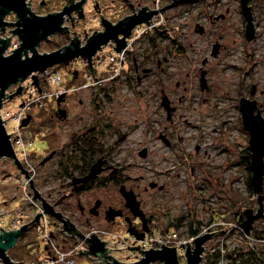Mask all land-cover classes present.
<instances>
[{
  "label": "flooded vegetation",
  "instance_id": "af4514ba",
  "mask_svg": "<svg viewBox=\"0 0 264 264\" xmlns=\"http://www.w3.org/2000/svg\"><path fill=\"white\" fill-rule=\"evenodd\" d=\"M4 2L0 1V42L8 41L4 56L21 43L18 32L23 22L32 19L33 24L41 18L58 22L34 49L40 54L59 51L66 55L37 74V85L33 83L38 92L45 91L49 96L26 113L30 116L28 124L33 120L34 110L44 109L50 99L52 103L45 125L36 128L37 135L44 140V150L30 155L33 175L28 190L32 195L38 192L81 234L85 232L83 229L91 227L112 238L111 235L120 234L109 226L122 222L130 237L125 238L132 241L179 231L181 226L196 236L201 229L223 220L221 211L228 203V184L224 181L228 179V166L223 171L221 164L214 166L208 161V151L211 158L223 154L228 157V137L223 131L226 122L219 121L223 112L219 113L212 103L219 98L214 92L218 87L215 77L222 82L219 74L229 68L224 61L229 52L246 54L247 59L242 58V66L237 67L233 108L238 111L240 125L249 140L242 124L241 101H253V113L261 114L264 99L260 60L255 58L254 47L256 0L246 4L254 26L251 35L246 34L242 0ZM156 19L158 23L153 24ZM44 41L53 42V48L39 51ZM13 43L15 46L7 54ZM90 45L94 47L89 49ZM88 51L93 52L90 57L73 54ZM119 53L122 58L117 62L114 56ZM54 65L65 70L66 85L58 70L49 72ZM54 74L58 76L57 82L52 81ZM48 85L57 88L47 90ZM15 90L10 85L6 96ZM15 96H20L22 101L26 91L22 88ZM128 98L140 101L136 108L125 107ZM8 100L5 97L1 107ZM207 118H215V125L205 123ZM1 121L8 134L4 120ZM206 139L211 144L203 148ZM15 158L21 165L19 157L15 155ZM7 161L21 175L15 159L11 162L0 156V162ZM235 165L241 167L246 191L257 206L255 210L247 209L255 214L260 203L263 205V216L255 219L253 226L264 219V169L262 188L255 193L249 143ZM0 167L5 166L0 164ZM247 209L239 213L242 220L235 219L238 224L244 221ZM0 211L3 216L5 211L1 207ZM198 212L206 213L207 218L203 220ZM45 215L58 226L57 235L53 234L60 244L78 237L72 238L64 231L63 223L56 217ZM32 225L36 223L32 221L26 229ZM256 237L262 239L264 230H259ZM111 243H104V248L109 250L104 259L94 255L89 258L97 264H137L147 257L137 255L132 256V261L119 260L111 254L115 249L114 242ZM255 252L254 264H264V254ZM199 257L197 264H213L216 260L205 255ZM186 262V256L185 262L176 256L174 264ZM145 264H165V261L158 255ZM229 264L234 263L229 261Z\"/></svg>",
  "mask_w": 264,
  "mask_h": 264
},
{
  "label": "rangeland",
  "instance_id": "374dc122",
  "mask_svg": "<svg viewBox=\"0 0 264 264\" xmlns=\"http://www.w3.org/2000/svg\"><path fill=\"white\" fill-rule=\"evenodd\" d=\"M255 11H256V22H257V39L254 42V47L256 48V56L255 58L257 60H260V76H261V86L264 85V0H256L255 3ZM157 21V20H155ZM158 21L156 22V24ZM153 24L154 21H153ZM53 42H47L44 41L40 47L39 51H49L53 48ZM15 44L13 43L9 49H7V54L12 50ZM104 50H108V48H105ZM244 58L247 59L245 53H240L239 51L235 52H229L228 56L224 60L225 63L229 68L225 69L222 74H219V76L222 79V82H219L218 79L215 77V84L218 85L217 88L214 89V92L217 94V96L220 98H217L212 101L214 106H217V110L222 116L219 117V121H225L223 131L227 135V147H228V157L223 154L219 158H211L210 151L208 161L212 162L214 166L217 164H221L222 170L225 171V167L228 166L227 177L228 179L224 180L225 183L228 184V203L226 207H223V220L214 222L209 226V230L205 229V233H213L206 241L202 243L203 250L200 253V255H208L206 258L209 260L216 259L215 255H224L222 261L220 264H229V261H232L234 264H237L238 262H241L242 264H253L252 261H254V254L253 251L261 252V254H264V237H262L261 240H255L256 233L259 232V230H264V219H261V221L254 222L253 226L255 228H251L248 233L245 232L242 225H239V229H236L237 227H232V224L236 222L234 218V214L240 213L241 210L247 209V208H253L255 210V205L253 201V197L250 193L246 191V187L244 186L242 176L240 174L241 167L235 165V163L238 161L239 156L241 155V151L244 147L248 145V136L243 132V128L240 125V115L237 110H235L234 107V83L237 81L238 77V70L237 67L242 66L241 59ZM234 66V67H231ZM236 67V69H235ZM77 68L80 70L81 66L77 64ZM53 70H58L62 76V83L63 85H66L65 80V70L60 65H54L50 67L49 72ZM82 70V69H81ZM35 73V72H32ZM12 86V85H11ZM57 87L54 85H48L47 90H54ZM21 102L20 96H15L12 99H9L4 103V105L1 107L2 113L8 112L9 114L17 110L19 104ZM140 101H136L134 98H128L126 100V106L129 108H136L137 104ZM262 105L260 106L261 114L264 117V99L262 98ZM52 100L50 99L45 108L42 110H34L33 111V120L30 121V123L26 127L21 128V137L24 138L26 142H30L33 140V143L26 144L25 153L26 158L28 159L26 164L23 159H21L22 164L21 167L29 171L30 177L33 175V169H32V159L31 154H40L43 152L45 143L44 140L41 139L37 135L36 128L40 125H45V118L47 116V111L49 106L51 105ZM32 111V107L30 109ZM30 112V111H29ZM28 112V113H29ZM27 115L25 114L23 118H25ZM22 118V119H23ZM215 118L213 119H205V123L215 125ZM209 124V125H210ZM208 125V126H209ZM20 126V125H19ZM226 126V128H225ZM13 123L9 120L5 123V129L11 133L12 132ZM245 130V129H244ZM34 133V134H33ZM191 135V131L189 132ZM32 135H34V138L32 139ZM209 139H206L205 142L202 144V147H209L211 144ZM206 145V146H205ZM16 152H21V149H15ZM213 153H216L214 150ZM22 158V155H21ZM11 161V157L8 158ZM0 164H3L5 167L1 169L0 167V207L5 211L3 216H0V228L5 229L6 231H13L18 228H20L22 225L27 224L29 225L32 223V220L29 218H32V214H36V208L34 206L30 205L28 203V197H32L33 195L27 194V196H24L23 192L27 193V185L25 188H22V183L25 180V174L23 175V172L15 168L14 165L10 164L9 161L6 163L0 162ZM44 172V169L41 171L40 174ZM226 176V174H225ZM34 200V199H33ZM38 201L39 200H34ZM37 202V203H38ZM40 204V203H39ZM38 204V205H39ZM40 206V205H39ZM22 208L24 212V219L26 220L21 226H11V219L12 215L11 213L13 210ZM200 215L201 213L198 212ZM202 219L204 220L207 218L206 213H202ZM49 222V230L53 233H56L58 226L53 224V220L48 217ZM119 225L117 226H109L110 229L116 230L117 233H119L123 237H129L126 232V226L122 222H118ZM98 225H102L97 223ZM105 226V225H102ZM252 226V227H253ZM107 227V226H106ZM90 228L83 229L85 232L89 231ZM243 229V230H242ZM40 226L39 225H32L28 229H26L23 234L17 239V242L15 245L7 250V254L10 258H12L13 261H27L32 260L37 257H39L41 254V250L44 248L43 240L41 239L39 235ZM97 230V229H96ZM221 230V231H220ZM256 230V232H255ZM202 231V229H201ZM218 231V232H216ZM180 238L188 242L191 246V249L193 250V244L196 237H200L201 234L198 236H192L191 234H188L186 231V228L181 226L179 228ZM203 232V231H202ZM201 232V233H202ZM105 236V235H104ZM106 237V236H105ZM194 237V238H191ZM107 238V237H106ZM130 238V237H129ZM57 244L61 247V244L57 240V237L54 239ZM107 241V239L103 240ZM262 241V242H261ZM132 239H126L125 244H115L114 250L111 252L112 256L119 260L123 261H132L133 255L137 254L135 252H132L131 250L127 249L132 243ZM106 243V242H105ZM117 243V242H116ZM112 244V243H111ZM187 245V244H185ZM69 246V243L65 244V247ZM71 246V244H70ZM153 249V247H150ZM148 248L147 250H149ZM217 252L219 254H217ZM178 255L181 257V262H185V247L178 248L177 250ZM71 255H75V261L76 264H97L96 262L92 261L89 256L86 255H79L77 253H72ZM77 255V256H76ZM79 255V256H78ZM211 255V257H210ZM94 257V256H92ZM216 261V260H215ZM214 263V261H212ZM206 264V263H205Z\"/></svg>",
  "mask_w": 264,
  "mask_h": 264
},
{
  "label": "water",
  "instance_id": "95a60500",
  "mask_svg": "<svg viewBox=\"0 0 264 264\" xmlns=\"http://www.w3.org/2000/svg\"><path fill=\"white\" fill-rule=\"evenodd\" d=\"M2 1V0H0ZM6 4L8 2L13 3V0H4ZM250 0H242V7L245 6L244 15L246 19V34L251 35L254 32V26L252 23V15L250 13L249 7H246V4ZM16 4V3H15ZM13 5V4H12ZM58 20H51L50 18H41L32 24V19L29 21L23 22V28L18 32L19 40L21 43L18 47L12 50V52L4 56L3 52L7 47V40H4L0 45V108L2 101L5 97L8 99L12 98L14 95L20 94L22 90V85L19 84L16 87L14 93H11L6 96V89L17 82H22L31 74V78L33 79L34 85H37V74L43 73L48 66L56 64L57 62L61 61L63 58H66V55L60 53L59 51H53L50 53H38L36 49H34V45L43 37L46 36L48 32H50V28L57 24ZM36 26V27H35ZM56 26V25H55ZM54 28V26H53ZM40 31V33H39ZM94 45H90L89 49H92ZM120 47H117L119 50ZM30 55H29V53ZM92 51H88L87 53H79L75 52L74 55L82 54L86 57H90ZM71 54V56H74ZM32 72L35 74L32 75ZM255 108V104L253 101L245 99L241 101L240 111H241V118L242 124L244 129L249 133V146L251 149V167H252V177L251 183L253 186V192L257 193L261 190V183H262V170L264 169V117L260 114L259 111L256 114L253 113ZM30 120V116L27 115L25 118L21 120L20 126L25 127ZM9 135L6 134L4 127L2 125V121L0 119V156L11 157L15 159L17 165L20 167L21 171L25 173V176L28 178L27 171L21 168V165L18 163L17 159L15 158L12 146L9 141ZM34 200H39L41 203L42 210L47 215H52L56 217L63 223V230L66 231L72 238L76 236L82 237V234L73 227V225L65 220L62 219L61 214L55 212L51 205H49L46 200L36 191L33 194ZM39 212H36L34 217V222L39 224ZM246 217L242 222V227L244 228L245 232L248 233L252 228V222L255 219L260 218L263 216V205L260 203L255 214L251 209H247L245 211ZM71 225H70V224ZM28 224V223H27ZM27 224L22 225L20 228L13 230V231H6L3 228H0V259L4 264H12L10 257L7 255L6 251L13 247L17 242V239L23 234V232L27 228ZM72 226L71 228L69 226ZM221 231V230H220ZM218 232V231H216ZM213 233H205L200 237H196L193 239L194 246L193 250L191 249L190 244L187 242L185 244V256L187 259L186 264H197L200 260V253L203 250L201 246L204 241H206ZM142 238V237H139ZM85 242L87 244V249L83 252L79 250L81 255H94L97 256L100 260L106 257L107 252L109 251L107 248H104V241L98 240L95 233H92L90 237H86ZM153 246L159 245L162 247L161 250L156 249L157 251H152L150 248L149 250H145L144 255L147 257L138 262L137 264H145L147 261L156 258L158 255L161 259L165 261V264H174L176 262V250L175 247H166L161 243L156 241H151ZM184 245V244H180ZM166 247V248H165ZM110 259L114 260L112 257L109 256ZM151 258V259H150ZM115 264H118L115 262Z\"/></svg>",
  "mask_w": 264,
  "mask_h": 264
},
{
  "label": "built area",
  "instance_id": "2783aa9c",
  "mask_svg": "<svg viewBox=\"0 0 264 264\" xmlns=\"http://www.w3.org/2000/svg\"><path fill=\"white\" fill-rule=\"evenodd\" d=\"M157 20V19H156ZM157 21H154V23L156 24ZM122 58V53H119L117 55L114 56L115 61H120ZM119 67H117L116 70H118ZM33 74V73H32ZM52 81L53 82H57L58 81V76L57 74H54L52 77ZM21 84L22 88L26 91V97L21 101V103L19 104L17 110H15L12 113H0V117L2 120H4V123H6L8 120L10 122L13 123V127H12V132L8 133L9 135V141L10 144L12 146L13 151L15 152V155L19 157V160L22 164L21 159H23L25 161L26 164L29 165V163L27 162V158L26 155H24L25 148H26V144H30V142H26L24 140L23 137H21L20 134V122L22 120V118L24 117V115L26 113H28L31 109L32 106H40L41 103L43 102V100L49 96L48 93H46L45 91H41L38 92L37 89L33 86V79L31 78V74L28 76V78H26L24 81L17 82L16 84H13L15 86V88ZM21 149V152H16L15 149ZM22 155V158H21ZM6 157V156H5ZM10 158V157H7ZM13 161V158H11V162ZM28 174V178L25 177V180H23L24 182L22 183V188H25L27 185V189H28V184L29 181L31 180L32 177H30L29 175V171H27ZM24 196H27V194H29L28 196H30L29 190L27 193L23 192ZM28 199V203L32 206H34V208H36V211L41 213L40 217H39V225L40 226V230H39V235L41 237V239L43 240L44 243V248L41 250V254L39 257L32 259V260H27V261H12V264H76L75 261V255H71L72 253H79V250L81 252H83L84 250L87 249V244L85 242L86 237H90L92 235V233H95V235L97 236L98 240L99 238L101 240H105L106 244L109 245L111 244V241L114 242V244H125L126 238L121 236V235H111L112 238L110 237H105L104 233L101 231H98L96 229L91 228L89 231L83 232L82 233V237H76V239H72V240H66L63 241V245L61 244V247L59 246V244H57L55 242V236L53 234V232H51L49 230V222H48V218L45 215V213L42 210L41 204H37L36 201L33 200V198L30 196L27 198ZM0 213H2L0 211ZM12 215V219H11V226H21V224H23L26 220L24 219V212L22 208H18L13 210V212L11 213ZM36 215V214H35ZM35 215L32 214V218L30 217L29 219L34 221V217ZM240 225V224H239ZM238 222H235L234 224H232V227H237L236 229H239ZM205 229L209 230V227L202 229V231H200V233H198V235H201L203 233H205ZM243 230V229H242ZM202 232V233H201ZM196 235V236H198ZM195 236V237H196ZM194 238V237H191ZM255 240H261L257 237H255ZM151 241H156L158 243L163 244L166 247H175L176 250V256H180L177 253L178 248H183L185 246V241L183 242V240L180 238V233L178 231H170V232H166L160 235H155V236H149L146 237L142 240H138V241H133L129 246L126 247L127 249L131 250L132 252H135L137 254L133 255V257H137L140 255H144L145 250H147L150 247H153L154 250L158 249L161 250L162 247L159 245H155L153 246L151 244ZM67 242L69 243V246L65 247V244H67ZM117 242V243H116ZM262 242V241H261ZM71 244V246H70ZM180 244H184V245H180ZM217 254H219L217 252ZM77 256V255H76ZM79 256V255H78ZM206 257L208 255H205ZM211 257V255H210ZM224 255H215L216 261L213 264H220V262L222 261L221 258H223ZM0 264H4L2 262V260L0 259Z\"/></svg>",
  "mask_w": 264,
  "mask_h": 264
},
{
  "label": "trees",
  "instance_id": "16d2710c",
  "mask_svg": "<svg viewBox=\"0 0 264 264\" xmlns=\"http://www.w3.org/2000/svg\"><path fill=\"white\" fill-rule=\"evenodd\" d=\"M250 190H251V189H250ZM241 213H242V212H241ZM234 215H235V216H234L235 219L242 220V219L239 218V216H240L239 213H236V214H234ZM237 215H238V216H237ZM199 230H200V229H198L197 232H199ZM192 234H194V233H192ZM253 254L256 255V252L253 251ZM254 259H255V256H254ZM252 263L254 264V261H252ZM240 264H242V263H240Z\"/></svg>",
  "mask_w": 264,
  "mask_h": 264
}]
</instances>
